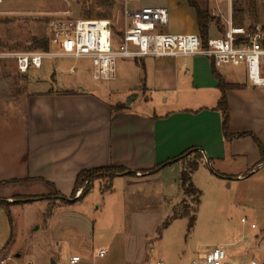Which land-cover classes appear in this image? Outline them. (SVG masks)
<instances>
[{"label": "rangeland", "instance_id": "1", "mask_svg": "<svg viewBox=\"0 0 264 264\" xmlns=\"http://www.w3.org/2000/svg\"><path fill=\"white\" fill-rule=\"evenodd\" d=\"M3 1L6 14L0 16L2 52H34L33 40L47 41L49 23L65 12L76 20L110 21V41L114 44L120 43L126 29L123 0ZM181 1L166 0L171 16ZM195 1L203 9L211 8L212 0ZM161 2L164 1L129 0L128 7L157 6ZM263 3L264 0H233L236 21H241L245 29L261 22ZM177 26L172 18L169 27H160L158 32L174 34ZM226 29L220 26L221 36ZM157 62L146 60L145 68L140 60L120 59L117 80L102 82L94 79L92 63L86 59H46L42 69H32L28 75H22L13 60L0 61V164L9 170L13 160L24 152L23 116L16 107L19 109L17 102L23 103L31 92L74 89L79 85L113 104L122 102L137 111L154 112L156 107L145 102L137 87L146 83L147 77L153 79L159 69ZM180 69L178 66L177 72ZM230 69L234 71L230 73ZM230 69H222L229 82H247L254 87L243 69ZM186 70L192 73L191 66ZM184 77L192 85V74ZM156 103L158 114L166 112L161 100ZM219 168L213 164L194 176L192 183L201 193L198 204L196 195L184 194L174 174L165 185L155 178L135 189L120 180L114 184L113 193H104L107 182L97 181L87 197L74 205H66L57 198V191L44 185L25 184L14 195L0 185V203L5 204L0 206V264H71L74 256L81 258L80 264H192L216 247L226 248L234 262L263 261L264 189L254 181L217 176ZM88 186L86 183L81 188ZM41 194L49 200L25 204L29 203L27 197ZM77 196L76 193L75 199H80ZM174 213L186 215L171 221ZM192 217L195 224L190 229ZM168 221L166 229L163 225ZM101 253L106 256L101 258Z\"/></svg>", "mask_w": 264, "mask_h": 264}, {"label": "crops", "instance_id": "2", "mask_svg": "<svg viewBox=\"0 0 264 264\" xmlns=\"http://www.w3.org/2000/svg\"><path fill=\"white\" fill-rule=\"evenodd\" d=\"M163 1L157 6L143 7L168 9L164 4H167L166 0ZM3 6L2 0L0 16L6 14ZM124 10L125 3L123 14ZM209 10L220 21V24H211L210 38L221 37V25L227 29L231 21L235 25L233 2L212 0ZM262 10L264 14V3ZM172 18L178 22L172 33L200 36L197 12L187 0L180 2L173 10V16L169 14L166 27ZM187 59L158 60L159 69L153 79L147 77L146 83L137 87L145 102L156 107L154 112H141L128 106L129 111L113 119L112 107L123 103L113 104L79 85L74 89L49 88L31 92L23 103L17 102L19 109L16 107L20 117L23 116L24 152L18 154L9 170L0 164V185L6 186L11 195L25 184L44 185L69 199L82 172L111 166L124 167L142 176L115 179L114 184L123 180L131 189L144 187L155 178L163 180L165 185L172 174L177 175L181 183L185 162L166 167L155 175L143 176L142 173L174 160L188 150L199 149L204 160L192 175V182L203 168L214 164L220 167L216 173L226 179L254 181L264 189V163L255 140L252 137L225 139L223 116L218 110L222 92L212 61L203 57H196L191 62ZM146 60H142L145 68ZM178 66L181 69L177 72ZM190 66L192 73L186 70ZM217 71L227 83L241 86L227 92L230 133L234 136L252 134L264 148V89L249 86L247 82H229L222 69ZM189 74L193 77L192 85H188L184 77ZM160 100L166 108L163 114L156 110L159 106L156 102ZM4 173L6 176L1 177ZM15 180L22 182L10 183ZM181 190L185 194L182 185ZM163 198L168 199L167 196Z\"/></svg>", "mask_w": 264, "mask_h": 264}, {"label": "built area", "instance_id": "3", "mask_svg": "<svg viewBox=\"0 0 264 264\" xmlns=\"http://www.w3.org/2000/svg\"><path fill=\"white\" fill-rule=\"evenodd\" d=\"M124 3L126 29L118 44L110 41L109 33L113 31L110 21L76 20L71 18L70 12H65L48 25V52L0 51V61L13 60L18 71L28 75L32 69H42L46 59H86L92 63L96 81L114 82L118 77L117 63L120 59L142 61L203 57L212 61L217 69L244 68L251 84L264 89V14L262 21L250 29L237 27L231 21L223 36L209 38L204 45L199 35L159 33L158 28L169 24L166 8H129V0H124ZM83 193L84 189L80 188L77 198H81ZM105 256L106 253L100 254L101 258ZM80 263V257L71 260V264ZM192 264H264V260L234 262L226 248L216 247Z\"/></svg>", "mask_w": 264, "mask_h": 264}, {"label": "trees", "instance_id": "4", "mask_svg": "<svg viewBox=\"0 0 264 264\" xmlns=\"http://www.w3.org/2000/svg\"><path fill=\"white\" fill-rule=\"evenodd\" d=\"M187 1L191 5V7H193L197 12L198 21H199V28H200V38L202 39L204 45H206L208 39L210 38V26H211V24L213 22H217V24H220V21L212 16L209 9L201 8L195 0H187ZM253 11H254V9H253ZM236 12L237 11L234 10V14ZM256 14H257V12L254 11L255 16H256ZM242 15H244L243 12H242ZM235 25L239 26V25H242V23H241V21H239V22L236 21ZM32 48L35 51L48 52L50 49V45H49L48 41H45L44 39H41V40L34 39ZM213 69H214L213 70L214 75L217 78V80L219 81V88L221 89V92H222V98H221V101L219 103L218 110L222 113V116H223V132H224L225 139L227 141H230V140H233L235 138L252 137L255 140V142L257 143V145L261 151L262 162L264 163V148H263L262 144L252 134H244V135H240V136H234L230 133V130H229L230 114H229V106H228V101H227V92L229 90L241 88V86L227 83L225 81V79L222 77V75L217 71L215 66L213 67ZM129 110H130V107H128L125 104H119V105L112 107L113 119L117 118L119 114L125 113ZM192 157H194V159L191 161ZM203 160H204V155H203L202 151H200L199 149H191V150L186 151L183 155L179 156L178 158H176L174 160L168 161L167 163H165L163 165H158L151 171H145L144 173H142V175L143 176L155 175V174L161 172L166 167L172 166V165L180 163V162H185L186 168L182 172L181 178H180L181 185H182V188L184 189L186 195H196L197 196L196 204H198L200 202L201 193L192 183V175L196 171H198V169L200 167V163ZM217 175L220 177H224V176L219 175V174H217ZM126 176H137V174L132 172V171L127 170L124 167H115V166L84 171L78 176L77 183L75 186V190H74V193L71 196V198L68 199V198L64 197L58 191H57L56 196H57V198H59L61 201L65 202V203L74 204V202L82 201L85 197H87V195L90 193V190L92 189V187L94 186V184L97 181L107 182V186L103 187V192L104 193H111L114 191L115 179H117L119 177H126ZM37 181H39V180H37ZM20 182H22V181L15 180V181H11L10 183L12 184V183H20ZM86 183H89V186L84 189V193H83L82 197L80 199L76 200L75 199V193H77V191L82 186H84ZM1 184H8V183L2 182ZM47 184L50 185L49 183H47ZM26 199H28L29 203H33V202L40 201V200H47V199L49 200V198L47 196H43V195L31 196V197H27ZM2 205H5V204L0 203V206H2ZM184 215H186V214L179 215L177 213H174L173 217L171 218V221H175L179 218H183ZM194 224H195V217H192L191 221H190V229H192L194 227ZM169 226H170V221L166 222L163 225V227L166 229Z\"/></svg>", "mask_w": 264, "mask_h": 264}]
</instances>
